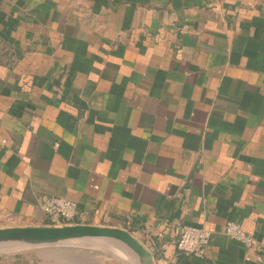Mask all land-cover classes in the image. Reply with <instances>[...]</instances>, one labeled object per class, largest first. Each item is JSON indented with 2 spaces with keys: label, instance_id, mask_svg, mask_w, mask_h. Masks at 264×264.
Instances as JSON below:
<instances>
[{
  "label": "crops",
  "instance_id": "obj_1",
  "mask_svg": "<svg viewBox=\"0 0 264 264\" xmlns=\"http://www.w3.org/2000/svg\"><path fill=\"white\" fill-rule=\"evenodd\" d=\"M41 197L154 264H264V0H0V228L46 226Z\"/></svg>",
  "mask_w": 264,
  "mask_h": 264
},
{
  "label": "water",
  "instance_id": "obj_2",
  "mask_svg": "<svg viewBox=\"0 0 264 264\" xmlns=\"http://www.w3.org/2000/svg\"><path fill=\"white\" fill-rule=\"evenodd\" d=\"M119 247L130 257L132 264H154L152 254L124 229L84 224L22 226L0 228V255L36 251L43 257H68L86 252L91 245Z\"/></svg>",
  "mask_w": 264,
  "mask_h": 264
},
{
  "label": "built area",
  "instance_id": "obj_3",
  "mask_svg": "<svg viewBox=\"0 0 264 264\" xmlns=\"http://www.w3.org/2000/svg\"><path fill=\"white\" fill-rule=\"evenodd\" d=\"M40 212L47 218V225L78 224L80 214L77 205L64 198L41 197L38 200ZM224 235L229 241L239 243L248 250L259 249L256 240L240 225L234 222L226 223ZM211 239V233L202 227L179 226L176 229V251L186 257L202 258L205 248ZM256 259L261 262V256Z\"/></svg>",
  "mask_w": 264,
  "mask_h": 264
},
{
  "label": "rangeland",
  "instance_id": "obj_4",
  "mask_svg": "<svg viewBox=\"0 0 264 264\" xmlns=\"http://www.w3.org/2000/svg\"><path fill=\"white\" fill-rule=\"evenodd\" d=\"M92 249L86 252L68 254V257L51 256L44 264H132L129 255L117 246L103 244L101 248L91 245Z\"/></svg>",
  "mask_w": 264,
  "mask_h": 264
}]
</instances>
